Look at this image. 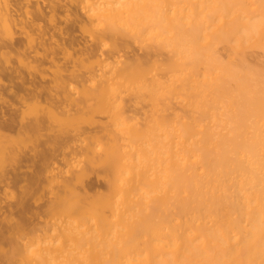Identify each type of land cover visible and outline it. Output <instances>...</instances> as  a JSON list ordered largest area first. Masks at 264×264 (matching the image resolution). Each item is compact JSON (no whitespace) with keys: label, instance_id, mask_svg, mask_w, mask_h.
<instances>
[{"label":"bare ground","instance_id":"bare-ground-1","mask_svg":"<svg viewBox=\"0 0 264 264\" xmlns=\"http://www.w3.org/2000/svg\"><path fill=\"white\" fill-rule=\"evenodd\" d=\"M17 2L0 0V49L18 28L25 71L10 75L23 80L42 71L52 46L38 24L44 5L29 1L32 20H23ZM74 2L87 57L52 73L63 116L46 106L28 127L93 114L84 140L81 128L49 136L53 151L72 147L62 155L75 150L84 165L64 174L46 166L54 223L0 228L5 264H264V0ZM136 45L146 50L132 54ZM16 146L0 149V182ZM102 168L108 192L92 194L86 179Z\"/></svg>","mask_w":264,"mask_h":264},{"label":"rangeland","instance_id":"rangeland-1","mask_svg":"<svg viewBox=\"0 0 264 264\" xmlns=\"http://www.w3.org/2000/svg\"><path fill=\"white\" fill-rule=\"evenodd\" d=\"M16 1H18L17 2V5H19L18 8L20 7L19 11L17 10L18 11L17 13L20 15V16L19 15L18 16L20 18L23 17V20L24 19L25 20L31 19L32 14L31 15L27 14L25 8L27 5H30L31 2L37 1V0H16ZM29 1H30V3H29ZM53 1L54 2L55 1H59V2L62 1L60 4H63V6L58 4V7H62V8H58L57 5L54 8L53 6H54V4H56V2L51 4L50 0H40L41 5H44L45 11H46V12L45 11L44 12L46 13V15L43 18H41V20H39V23H38L39 25L42 24L41 26L48 28L47 30H48L49 40H47L48 43L46 41V45H47V47L52 46L51 48L53 50L51 48L48 49L49 55L47 56L46 60L42 64V68H43L42 71H40L41 69L38 71H32L30 76L28 75L27 71L24 72V74H26V75H24L26 80L27 79L30 80V78L32 77L31 80L33 78H35V80L38 81L39 84L34 83V85H35L34 86L33 84L30 83L31 80L30 81L28 80L30 83V84H28V81L24 80L25 78L24 79L22 78L23 80H21V77H18V79H17L15 76H14L15 78H13V76L10 75L11 74L10 68H12V69L18 68V70L25 71V70H23V69H25L23 67L24 66L23 63L19 61L17 54H15L17 52L16 50L19 49L18 46L21 48H23L22 46H24L23 45L24 44L23 43V37H22V34H20V31L18 28H15V29L13 28L14 31L12 32V34L13 33L15 34V35H13L14 40L13 39L9 40V41H11L10 43H12V44L10 46L9 45L6 46V49L3 48L4 49L3 52L5 51L4 53L8 57L6 55H5L6 56L5 57L4 53H3V56H4L3 57L2 56V50L0 49L1 61H3L2 57L7 59V60L4 59L5 61L2 62V63H4V64H2L3 65V67L1 68L2 70L0 69V112H1L0 113V130L2 131V133H4L3 135L6 136L5 142H3L2 147L0 149L2 150L6 146L8 147L9 145L12 146V144H14L15 146L17 145L16 147L18 149V152H20V153H18L19 157L17 158V161L12 160L14 162L13 163L14 165L11 164L12 161L8 160V159H10L8 156H7V158H6V156H4L2 158L3 164L5 166V171L7 172L6 177H5L6 180H4L3 182H0V228H3V229L5 227L9 228L10 226H14V223H16V221L17 222L19 221L18 223L21 222L20 225L23 224L22 226L25 225L26 228H27V226L30 228V226L31 227L36 226V224H39L40 221H42L48 217V210L47 209H48L49 204L51 203V199L53 198L52 197L53 195L52 196H50V195H51V193H53L55 191L54 189L56 187L55 186L50 187V185H49V187L53 190V192L49 193V191H50V188L48 187L49 183L45 179L46 176H44L45 172L47 171V170L45 171V169H47L46 166H48V168L51 167L52 168L51 171L54 172L55 169L53 170L52 166L58 165L59 167L58 168L56 167L58 170H60L61 172H63V171L66 172V170H68V169L69 170L71 169L70 171H72V168H73V170L74 169L76 170V168H80L82 165H84L83 164L84 163V157L82 155H78V153H74L75 150L72 152L73 153L72 155L74 158H71L72 157L71 155H70V158L73 160V163L75 164V166L77 165L78 167L77 166L75 167L74 164L72 163V160L67 156V158L70 159V163H72V164L68 165L69 159H68V161H66L67 158L66 159L64 158V157H66V155L65 156L62 155L64 152L67 153L68 149L66 148L67 150L65 151V150H63L64 148L63 149L59 148V149H54V151H53L51 148L52 143H50L51 137H52L51 135L58 133L60 131L58 129H61V128L67 129L69 127L70 131L77 129V128H81V129H84L83 132L85 131L87 133L86 134L84 132L85 135H83V134H82L83 136L81 135L83 137V140H84V138H87L86 135L87 136L90 135L89 133H90L91 128H92L91 126H93L92 124L89 123L90 119H88V118H92L93 114L91 115L90 113L89 114L86 113L83 115V113H82V114H80V116L82 115L81 117H79V115L77 114V117L75 116L76 119L74 118V120L72 118L68 117L69 119H72L73 121L71 122L70 120H68L67 124H64V125H61V123H60V126H57V125H59L58 122L60 120H62L61 118H63V117L58 116V119H56V117H52L53 119L55 118L57 121L59 120L58 122L53 121L51 119L52 122H48V124L44 125V127H41V129H39V132L37 129H36L37 132L30 130V128L32 127L30 125L34 122L36 117L42 113L43 109H45L46 106L52 107L53 110L55 109V111H57L56 114H58L59 111H61L59 114H61L64 111V110L62 111L63 105H60V102L57 100L59 95H57L56 92H54L55 88H52V86H54V75H52V73L54 74V69H56L55 71H57V69H61L62 66H63L62 67L63 69L65 68L67 70V68H68L69 70H67V71L71 72L75 68L74 65L77 64L76 62H78L79 59L87 57L85 45H88L91 43L87 39L84 38L85 36H84L82 29L80 27L81 22H79V19L82 18L81 11L79 10V6L77 7V11H76V8L73 7V6H75L74 5L75 0H53ZM77 1L80 4L81 0H77ZM33 3L31 4V6L33 5ZM51 7H53V8L51 9ZM66 8H68V9L66 10ZM29 9H31V8L29 7ZM53 11L56 13H54L55 16H53L51 18L50 16L52 15L51 13ZM24 13H26V14H24ZM53 19H54V21H53ZM51 20L53 21V23L49 22ZM53 25H55L56 28H55V26L53 27ZM50 36H53L52 38H54V37L55 38L52 39ZM20 38L22 39V41L18 42L19 40H21ZM16 47H17V49H16ZM145 50H146L145 48H140L139 45H136L133 47L134 52H132V54L137 53V54L141 55ZM30 56L31 57H29V59L33 60L37 64H41V60L38 56L37 57L36 56L33 57V55H30ZM55 60H56V62H55ZM6 62L8 63V65ZM18 64H20V65H18ZM57 65L59 67H56ZM33 75L34 76L36 75V76L34 77ZM52 76H53V81H52ZM75 78H74V80L72 78L70 80L72 82V85L74 83V86L78 87L77 85L80 84V83H77L79 81V78L76 80H75ZM24 82H26V83H24ZM41 84H43V85H41ZM44 85H46V86H44ZM43 86L46 88H43ZM47 86L52 88L51 93L55 94L56 96L55 95L51 96V95H48V93H44V91L49 89V87L47 88ZM36 87H38L39 89H36ZM79 87H80V85H79ZM41 88L44 90H42ZM18 92L21 95L20 97H23V98H20L18 96L19 95ZM1 93H3V94H1ZM16 93L18 95H15ZM143 103H147V101L143 102ZM142 104H141V106H145V105L148 106V104H145V105H142ZM141 106H139V107H141ZM60 107L62 109H60ZM145 107H144V109L149 108V106L146 108ZM66 114H68V113L66 112ZM61 116H63V114H61ZM79 118H80V120H79ZM65 121L66 120H64L63 122H65ZM28 126H30V128ZM49 136H51V137H49ZM82 137L80 138L81 140H82ZM10 138H11V141H10ZM12 141L14 143H12ZM15 142L18 144H16ZM4 143H7L6 146ZM76 144L79 145L80 142L77 141ZM71 145L74 146L75 145L74 142L71 143ZM18 147H20V148H18ZM76 148H78V146H76ZM71 149H72V147H71ZM71 149L69 147V150H71ZM50 150H51V152H50ZM69 150H68V152H69ZM46 151H48L49 153L53 152L54 155L50 154L51 156H54L53 159L48 160V158H50L49 157L50 155L47 157V159L43 158L44 154L47 153ZM77 151H78V149H77ZM81 156L83 158V162L81 161V159H82ZM4 158L7 162L4 160ZM45 159L47 161H45ZM76 160H78V161H76ZM79 160H80V162H79ZM54 162H55V164H54ZM81 163H82V165H81ZM64 165L67 167L69 166L68 169ZM57 169H56V172L58 171ZM60 171H58V172H60ZM64 172H63V174H64ZM46 173H48V172H46ZM106 180H107L106 172H104L103 168H102L99 172H94V171L91 172L90 176L86 179L85 185H86V188L89 189L88 191L90 193H92V191H93L95 193L97 192L100 195L101 193L103 194L102 191H104V190H105L104 191L105 193L108 192V191H106V189H107V187L109 188V186L107 185L108 182L106 183ZM85 185H84V187H85ZM80 187L82 188V186H80ZM90 189H91V191H90ZM95 193H92V194H95ZM153 194H155V193L153 192ZM53 216L54 215H52V218H51L52 221H50L49 217H48L49 220L47 218V220L49 221V222L46 221L47 225H49L50 222L54 223L53 219H55V217L53 218ZM56 219H57V221L61 220L60 217H59V219L58 218H56ZM21 220H23V221H21ZM1 221H2V223H1ZM24 221H26V222H24ZM8 222H9V224H8ZM57 223H59V222H57ZM40 224H43V222H41ZM40 224L38 226H40ZM7 225H9V226H7ZM51 225H49V226H51ZM2 243H4V244H2L4 246V248H8L9 244H7L6 241L2 242ZM5 263H6L5 256L0 255V264H5Z\"/></svg>","mask_w":264,"mask_h":264}]
</instances>
